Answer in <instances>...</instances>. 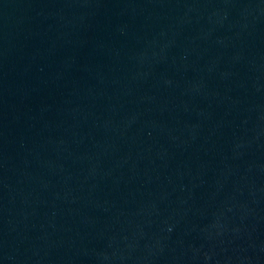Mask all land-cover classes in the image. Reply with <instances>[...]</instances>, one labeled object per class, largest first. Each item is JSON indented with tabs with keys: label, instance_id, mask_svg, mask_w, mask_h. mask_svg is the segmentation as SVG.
I'll list each match as a JSON object with an SVG mask.
<instances>
[{
	"label": "water",
	"instance_id": "water-1",
	"mask_svg": "<svg viewBox=\"0 0 264 264\" xmlns=\"http://www.w3.org/2000/svg\"><path fill=\"white\" fill-rule=\"evenodd\" d=\"M0 264H264V0H0Z\"/></svg>",
	"mask_w": 264,
	"mask_h": 264
}]
</instances>
